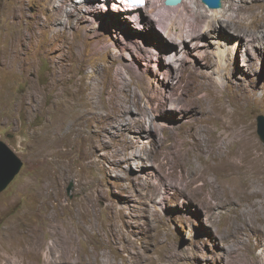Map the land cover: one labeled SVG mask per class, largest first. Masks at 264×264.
Returning <instances> with one entry per match:
<instances>
[{"label":"rangeland","instance_id":"374dc122","mask_svg":"<svg viewBox=\"0 0 264 264\" xmlns=\"http://www.w3.org/2000/svg\"><path fill=\"white\" fill-rule=\"evenodd\" d=\"M158 1L0 0V264H264V0Z\"/></svg>","mask_w":264,"mask_h":264},{"label":"bare ground","instance_id":"6f19581e","mask_svg":"<svg viewBox=\"0 0 264 264\" xmlns=\"http://www.w3.org/2000/svg\"><path fill=\"white\" fill-rule=\"evenodd\" d=\"M103 1H105L104 2V4H105V3H107L108 0H103ZM194 2H195V0H181V2L179 4L175 5V7H171V6H165V4H162V3H164V1L162 3H160L158 1V6L159 7L160 6H164L163 8H165L164 9L165 12L168 13L167 16L173 18L178 13L180 14L183 11L190 12L191 10H193ZM126 3H128V4H126ZM147 3L148 2H145L144 0H140L138 2L132 1V0H112V2H111L112 6H111L110 10H112L113 12H118V13L121 12L124 20H128L130 22H136L137 25L143 24L144 22H147V23L150 24L153 18H151V16L150 17L149 16L148 17H144V15L139 14V12L137 10L138 7L139 8L144 7ZM101 4L102 3H100L99 5H101ZM102 7H106V6L102 5ZM226 19H227V17H226ZM232 19H233L232 16L228 15V20L230 22L232 21ZM126 23H128V22L126 21ZM211 23L213 24L214 22L213 21L212 22L209 21L208 22V26H211ZM135 27H138V26H135ZM172 28L174 29V27H172ZM169 30H170V28L168 30H166L167 34L169 33ZM184 42H185V40L182 39L180 41V44L184 46V44H183ZM10 58H11L10 62H15V60L17 58V55L16 54L11 55ZM126 101H127V99L125 97H118L117 90H112L111 94L109 95L108 102L110 104L109 106H110L111 111L114 112L113 116L115 115L116 112H122V111L125 110L126 106L124 105V103ZM142 120H144V119H142ZM138 123H140V121ZM140 126H139V128H140ZM65 258H66V256H59V257H56V258L48 257L47 258L48 261H46L45 264H55L56 261L62 260V259H65ZM84 261H85V259H84ZM84 261L82 260L81 263L84 262ZM10 264H14V263L10 262Z\"/></svg>","mask_w":264,"mask_h":264},{"label":"water","instance_id":"95a60500","mask_svg":"<svg viewBox=\"0 0 264 264\" xmlns=\"http://www.w3.org/2000/svg\"><path fill=\"white\" fill-rule=\"evenodd\" d=\"M208 8L215 9L222 6L221 0H201ZM181 0H164L166 6H175ZM257 134L264 145V115L257 116ZM23 165L22 159L4 141L0 140V191H2ZM67 190H70L67 189Z\"/></svg>","mask_w":264,"mask_h":264},{"label":"clouds","instance_id":"9594fccd","mask_svg":"<svg viewBox=\"0 0 264 264\" xmlns=\"http://www.w3.org/2000/svg\"><path fill=\"white\" fill-rule=\"evenodd\" d=\"M145 2H148V0H144ZM126 4H128V3H126Z\"/></svg>","mask_w":264,"mask_h":264}]
</instances>
